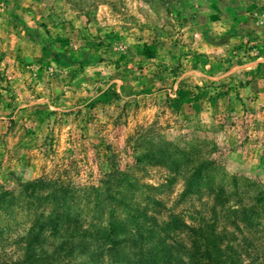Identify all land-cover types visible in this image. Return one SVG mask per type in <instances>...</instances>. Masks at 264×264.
<instances>
[{"label": "rangeland", "instance_id": "obj_1", "mask_svg": "<svg viewBox=\"0 0 264 264\" xmlns=\"http://www.w3.org/2000/svg\"><path fill=\"white\" fill-rule=\"evenodd\" d=\"M62 187L77 220L38 237ZM174 217L166 243L264 264V0H0V264Z\"/></svg>", "mask_w": 264, "mask_h": 264}, {"label": "trees", "instance_id": "obj_2", "mask_svg": "<svg viewBox=\"0 0 264 264\" xmlns=\"http://www.w3.org/2000/svg\"><path fill=\"white\" fill-rule=\"evenodd\" d=\"M45 181L39 179L35 182L28 183L24 190L29 189L30 196L38 199L35 195L36 189L45 188ZM62 187L61 189L52 190L45 196H41L42 200L47 199L51 204L49 217L46 222H41L38 228V237L43 231L50 232L57 236V232L66 225L75 223L77 218L69 212L66 202L71 192ZM92 200H90V203ZM242 215L246 212L241 209ZM247 219V216H244ZM180 225L178 218H171L168 223H164L159 234H156L151 228L144 231L134 226L133 230L120 227H101L89 237L92 239L86 244H82L83 251L87 250L85 258L80 263L74 264H216L206 256V251L199 252L197 248H190L182 241L173 239L170 243H166L168 238L164 231L170 227ZM164 230V231H163ZM162 231L164 236H162ZM206 260V261H205ZM218 264V263H217ZM223 264H234L223 263Z\"/></svg>", "mask_w": 264, "mask_h": 264}]
</instances>
